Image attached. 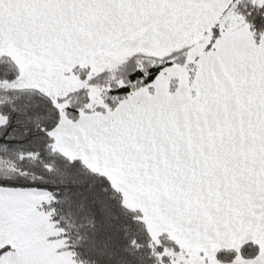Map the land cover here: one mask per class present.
I'll return each mask as SVG.
<instances>
[{
    "label": "snow or ice",
    "instance_id": "obj_1",
    "mask_svg": "<svg viewBox=\"0 0 264 264\" xmlns=\"http://www.w3.org/2000/svg\"><path fill=\"white\" fill-rule=\"evenodd\" d=\"M0 264H264V0H0Z\"/></svg>",
    "mask_w": 264,
    "mask_h": 264
}]
</instances>
